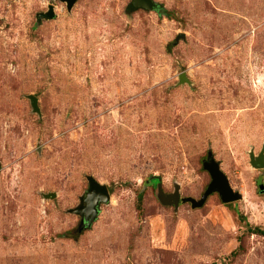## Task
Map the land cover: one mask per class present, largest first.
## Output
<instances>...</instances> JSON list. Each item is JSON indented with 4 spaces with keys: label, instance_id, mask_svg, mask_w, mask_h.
<instances>
[{
    "label": "rangeland",
    "instance_id": "rangeland-1",
    "mask_svg": "<svg viewBox=\"0 0 264 264\" xmlns=\"http://www.w3.org/2000/svg\"><path fill=\"white\" fill-rule=\"evenodd\" d=\"M130 1L0 0V264H264V0Z\"/></svg>",
    "mask_w": 264,
    "mask_h": 264
},
{
    "label": "water",
    "instance_id": "water-1",
    "mask_svg": "<svg viewBox=\"0 0 264 264\" xmlns=\"http://www.w3.org/2000/svg\"><path fill=\"white\" fill-rule=\"evenodd\" d=\"M59 1L66 3L67 9L70 10L77 0ZM158 7L159 5L154 3L152 0H131L129 5L127 6V9L137 10L142 8L146 10H157ZM54 16V6L52 4H49L46 12H40L37 14V19L43 18L49 20L54 18ZM179 78L181 82L188 81L184 74H181ZM28 98L33 109L36 112H39L37 98L33 95H29ZM249 163L254 168H264V147H262L256 155L253 151L249 153ZM203 168L209 173L211 181L198 200L190 196L181 198L177 186L171 194L166 195L161 189L160 182H158L157 194L160 202L168 205L173 204L175 207L180 201L189 202L192 207L199 208L204 204L207 197L215 191L219 193L220 199L223 203L234 202L242 198L239 192H236L232 189L229 184L228 178L221 171L219 163L214 160L211 153H208L207 160L203 161ZM86 179L88 183L87 190L80 197L79 204L76 207L70 209V212L78 215L81 218L82 229L90 228L92 226L93 222L96 220L99 214L100 204L108 203L110 200V192L106 185L100 183L91 175L86 176ZM258 187L260 192H264L263 184H259ZM47 197H54V194H49L47 195Z\"/></svg>",
    "mask_w": 264,
    "mask_h": 264
},
{
    "label": "trees",
    "instance_id": "trees-1",
    "mask_svg": "<svg viewBox=\"0 0 264 264\" xmlns=\"http://www.w3.org/2000/svg\"><path fill=\"white\" fill-rule=\"evenodd\" d=\"M152 179H153L154 181H157V182H159V179H158V177H156V176H155V177H153Z\"/></svg>",
    "mask_w": 264,
    "mask_h": 264
}]
</instances>
